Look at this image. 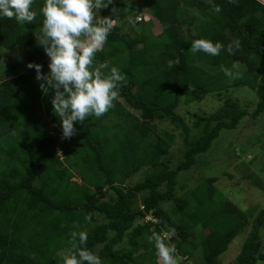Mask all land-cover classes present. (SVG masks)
Here are the masks:
<instances>
[{
	"label": "trees",
	"instance_id": "obj_1",
	"mask_svg": "<svg viewBox=\"0 0 264 264\" xmlns=\"http://www.w3.org/2000/svg\"><path fill=\"white\" fill-rule=\"evenodd\" d=\"M133 1L124 7L123 0H115L98 12L101 18L116 19L107 43L96 53V66L107 65L105 74L116 67L126 78L115 107L99 119L75 123L70 139H62L60 119L53 113L54 92L45 94L35 69L27 68L39 64L42 74L49 72V58L35 39L44 0L32 5L37 12L33 24L0 18V53L22 50L2 69L1 75L8 77L0 79V264H63L59 252L71 248L72 232L87 233L83 247L102 264H161L148 237L174 229L166 243L177 255L187 256L184 247L191 245L197 227L203 232L204 263L219 264L218 256L248 225L233 264L262 259L264 209L249 223L235 204L216 198V178L179 197V188L186 187L178 186L177 175L188 171L222 130H234L245 117L257 119L264 113V0ZM212 5L221 11L215 13ZM145 17L160 26L158 34L149 31ZM121 19L127 30L117 24ZM197 39L225 48L218 56L193 54L191 44ZM237 39L240 48L230 55L227 47ZM223 68L240 78L230 80ZM238 88L258 97L251 112L249 104L226 96L217 111L198 117V135L177 113L182 96L189 104ZM155 121L182 135V159L176 165L166 159L175 136L160 134ZM144 169L149 174L125 188ZM168 203L169 210L164 207ZM149 214L156 223L144 221Z\"/></svg>",
	"mask_w": 264,
	"mask_h": 264
},
{
	"label": "clouds",
	"instance_id": "obj_2",
	"mask_svg": "<svg viewBox=\"0 0 264 264\" xmlns=\"http://www.w3.org/2000/svg\"><path fill=\"white\" fill-rule=\"evenodd\" d=\"M115 0H44L39 9L43 17L42 25L35 33L38 46L49 58L47 75L42 74V66L29 63L27 68L35 69L40 89L47 94L54 92L51 99L53 113L60 119L62 139H70L76 134L75 123H84L89 117L101 118L115 107L125 76L116 67L108 74L102 71L107 65L96 66V53L103 49L112 32L116 19L98 17L100 10L114 5ZM35 0H0V18L14 19L18 24H33L37 12L32 5ZM213 11H221L212 5ZM118 9L111 12L116 16ZM129 23L135 20L129 17ZM26 31V30H25ZM225 46L220 42L197 39L191 44L193 54L202 52L208 56H218ZM240 48V41H232L227 51L230 55ZM224 75L231 79L240 78L239 73L223 68ZM85 219L91 222V215ZM175 234L174 229L159 234L153 232L148 242L155 247V255L161 264H179L176 248L166 243ZM86 232H72L71 248L63 258V264H102L97 255L84 248Z\"/></svg>",
	"mask_w": 264,
	"mask_h": 264
},
{
	"label": "rangeland",
	"instance_id": "obj_3",
	"mask_svg": "<svg viewBox=\"0 0 264 264\" xmlns=\"http://www.w3.org/2000/svg\"><path fill=\"white\" fill-rule=\"evenodd\" d=\"M197 1L201 2L203 0ZM134 4L133 0H123L124 7ZM97 15L101 17L99 13ZM145 19L149 22V31L152 34H158L161 29L160 26H155L150 17H145ZM117 24L125 30L128 29L123 19L118 20ZM135 35L136 32H134L133 36ZM20 54H22V50L19 48L0 53V79L1 77L3 79L8 77L1 75L2 69H5ZM21 71L9 75V77L18 75ZM229 95L232 98L239 99L240 103L249 104L251 107L249 112H251L254 103L258 101V97L248 88L229 89L220 95L208 94L203 99L192 101L189 104H185V97L182 96L177 113L182 116L185 125L192 131V134L194 136L198 135V130L195 127L198 117H207L209 114L217 111L222 105L224 98ZM155 125L160 134L169 132L175 136L166 159H168L171 166L176 165L182 159L183 153V139L180 131L166 122L158 123L155 121ZM58 155L61 158V151L58 152ZM148 174L149 170L144 169L139 174L134 175L125 184V188H131ZM207 178H216L214 183L218 191V193L216 192V198H226L235 204L238 210L246 215L249 223L264 209V113L257 119H253L250 116L245 117L234 130H222L219 136L212 142L210 149L206 153L198 155L195 164L188 171L178 173V186L184 185L186 188H179L177 195L185 197L188 191L199 186ZM73 181L81 184V180L77 178H74ZM108 193L114 196L113 191L110 190ZM164 207L169 210L171 208L170 203ZM141 223L142 221L136 222V224ZM249 227L248 225L244 231L240 232L232 240L226 251L218 256L217 261L219 264H233L247 236ZM195 230L199 232H195V234H198L193 236L191 247H184V252L187 256L177 255L179 264H205L201 247L203 232L198 227ZM259 235L261 243L259 253L262 259L258 264H264V227L260 230ZM125 243L126 239L124 240V246L128 247ZM67 254V250L59 252L60 256L65 257Z\"/></svg>",
	"mask_w": 264,
	"mask_h": 264
},
{
	"label": "built area",
	"instance_id": "obj_4",
	"mask_svg": "<svg viewBox=\"0 0 264 264\" xmlns=\"http://www.w3.org/2000/svg\"><path fill=\"white\" fill-rule=\"evenodd\" d=\"M137 20L139 21L140 18H138ZM141 209H143V207H141ZM145 220H146V221H150V222H152V223H156V219H155L151 214L147 215V216L145 217Z\"/></svg>",
	"mask_w": 264,
	"mask_h": 264
}]
</instances>
